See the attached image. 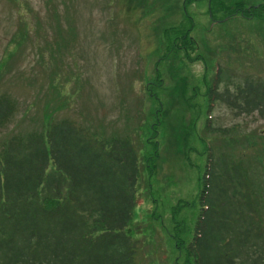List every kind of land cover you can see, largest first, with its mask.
<instances>
[{
  "label": "rangeland",
  "instance_id": "1",
  "mask_svg": "<svg viewBox=\"0 0 264 264\" xmlns=\"http://www.w3.org/2000/svg\"><path fill=\"white\" fill-rule=\"evenodd\" d=\"M237 3L258 6L264 0H0V93H9L18 105L0 138L12 130L40 129L47 113L106 134L130 130L132 124L140 147L132 219L139 226L132 236L140 244V264H174L178 250L169 211L177 200L189 202L175 219L185 228V241L190 236L206 157L199 134L204 135L209 76L222 78L219 91L250 78L264 79V16L226 17ZM175 27L179 35L186 33L194 40L200 56L196 59L185 46L168 64L180 69L188 83L187 95L195 102L185 118L192 165L182 156L186 146L179 132L171 131L174 111L170 121L163 122L159 174L150 182L142 158L151 153L143 145L152 136L157 111L153 100L165 101V89L176 98V87L163 78L166 66L159 61L167 44L177 41L169 31ZM209 113L212 127L227 128L232 139L237 135L222 144L209 133L214 151L219 146L218 151L239 154L246 148L249 156L256 159L257 150L264 158V117L258 112L236 115L217 101ZM150 196L158 199L152 200L157 206ZM176 260L192 264L183 253Z\"/></svg>",
  "mask_w": 264,
  "mask_h": 264
},
{
  "label": "trees",
  "instance_id": "2",
  "mask_svg": "<svg viewBox=\"0 0 264 264\" xmlns=\"http://www.w3.org/2000/svg\"><path fill=\"white\" fill-rule=\"evenodd\" d=\"M236 14L263 17L264 4L237 3L226 17ZM169 31L177 41L167 44L159 61L166 66L163 78L167 76L176 87V98L165 89V101L153 100L157 111L152 136L143 145L151 155L142 158L150 182L159 174L163 122L167 124L174 111L176 125L171 131L179 132L186 146L182 156L192 165L185 118L195 102L187 95L188 83L180 69L168 64L185 46L193 52L196 47L186 33L178 34L177 27ZM220 81L219 76L216 80L209 76L204 135L199 134L206 157L190 236L185 241V228L175 219L178 209L189 205L184 200L170 207L171 236L177 256L183 253L192 264H264V158L257 150L256 159L249 156L246 148L239 154L218 151L219 146L214 151L209 143V133L222 144L237 138L232 139L227 128L211 126L209 111L217 101L236 115L258 112L264 117V79L250 78L222 91ZM145 96L149 97L148 90ZM17 109L16 99L1 92L0 132ZM41 123L40 129L12 130L0 138V264H140V244L132 236L139 230L132 219L140 176V147L133 138V125L106 134L48 113ZM150 199L154 205L152 200H158Z\"/></svg>",
  "mask_w": 264,
  "mask_h": 264
}]
</instances>
